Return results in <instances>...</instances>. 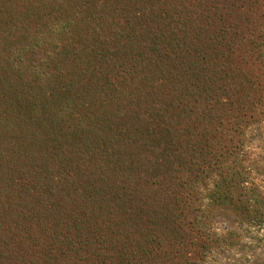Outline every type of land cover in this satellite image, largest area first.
Here are the masks:
<instances>
[{
  "label": "trees",
  "instance_id": "16d2710c",
  "mask_svg": "<svg viewBox=\"0 0 264 264\" xmlns=\"http://www.w3.org/2000/svg\"><path fill=\"white\" fill-rule=\"evenodd\" d=\"M171 1L25 0L15 24L0 17V104L28 108L11 116L17 131L0 113V264H38L25 237L44 246L42 218L24 227L25 216L10 221L16 212L75 216L92 202L111 216L121 251L115 242L96 255L101 225L83 211L78 240L68 235L89 247L88 264H222L235 251L234 264H264V180L235 140L264 105V92L241 94L251 80L235 64L242 46L264 64V19L252 29L234 15L245 0ZM26 120L41 131L21 128Z\"/></svg>",
  "mask_w": 264,
  "mask_h": 264
},
{
  "label": "rangeland",
  "instance_id": "374dc122",
  "mask_svg": "<svg viewBox=\"0 0 264 264\" xmlns=\"http://www.w3.org/2000/svg\"><path fill=\"white\" fill-rule=\"evenodd\" d=\"M199 1L201 0H183V2H185V4L188 6L189 4L198 5ZM168 2L172 3L175 1L168 0ZM224 3L227 4L228 0L220 1L221 6H224ZM28 4L29 3H25V0L24 1L23 0H0V17L2 16V19L7 18V21H10L12 24H15V21L19 20L17 16L21 14L25 9H27ZM243 4H244L243 6H239L240 5V2H239V4L236 5V8L234 9L235 10L234 15L241 17L242 20L245 21V23L247 22L250 23V26L252 29L258 28L261 25L260 20L264 19V11L263 9H260V7L264 5V0H245ZM220 11L226 12L227 8H221ZM108 22H110V20ZM262 26H264V24ZM7 27L8 26H5V30L7 29ZM80 28L81 27L78 26L77 30L78 29L80 30ZM107 34H110V31H108ZM6 37L1 39L0 50H2L4 48L5 43H7ZM71 39H74L75 42L79 40L78 41L79 45L86 42L84 40V37L82 38V35H79L78 33H74ZM135 41H138V42H135ZM133 43L135 44V47L133 46L134 49H131L130 51H135L136 53L141 52L142 49L136 47V45L141 44L140 41L138 39H135ZM74 45L76 46V44ZM245 49H246L245 46L241 47V50L244 51ZM243 51L240 52L241 56L240 55L238 56L235 64L241 69V71L245 73L246 76H248L247 73H249L248 80H251V82L248 83L247 81H244L242 86L244 87L245 85V88L241 90L242 91L241 94L246 95L248 92H251V94L257 93V95H260L264 92V64L261 63L259 60H256V58L250 59L247 55H243ZM114 61H115V66L118 69V67L120 66L119 63L121 61L118 64H117V58H115ZM165 68L168 69L167 67ZM247 99L253 100L252 96ZM24 106L25 104H22V109L18 110L16 107L11 106L7 102L2 101V104H0V113L6 110L9 115L8 117L12 121V122L9 121L11 122V124H13V127L10 126L12 131H17V123H20V122H18L17 120H14V118L11 116L14 115V113L16 114L17 112H21L23 116H26V114L28 113V108ZM249 106L251 107V105ZM251 108L252 110H248L247 117H249L251 114H253L254 117L252 119H247L248 123H245V125H243V127H245L244 135L241 134L240 136L235 137V140L244 141V144L246 146L245 147L246 154L243 157L245 161V166L249 167L251 171V176L254 177V180L257 181V183L259 182L263 184V181L261 180H264V105L261 106V105L255 104V107H251ZM224 112L225 110H223V113ZM134 124L136 123L134 122L130 123L131 130L128 131V134L130 135V140L133 139L132 135H134L133 133L136 131V129H132ZM204 125H208V121L201 122L200 127H204ZM19 126H21V128L23 129L29 130L30 132L31 131H38V132L41 131V129H38V126H35V124H31V121H28V120H26V124H23L21 122ZM137 130L139 129L137 128ZM2 132L5 133V129H3ZM135 136H133L134 142H135L133 147L136 146L137 148L138 147L142 148L141 145H143V143H141L140 139L138 141V137H140V133H137ZM220 136L221 134L216 135V139H219ZM186 139H188V137H184V140ZM227 143L230 144L229 141H227ZM35 149L36 150H32V152L36 157H40L43 155L41 148H35ZM135 151H138V150L135 149ZM9 158L10 157H8L4 162L8 164L10 162ZM144 158H145L144 155H142V161L140 162V165H144L143 163H146V160ZM4 162H2V165L6 166L7 164H5ZM68 202L69 201L67 200L66 203ZM8 205L12 206V204L10 203ZM69 210H65L64 212L58 211V213L55 216L53 215L49 216L44 213L38 214V212L36 211L33 216L31 214L27 215L28 213H26L22 208L21 213L16 215L17 213L16 212L12 216L10 221L17 220V219L19 220L21 216H25L26 217L25 220H19V222L24 221L23 222L24 227H25V224H27L28 220L35 218L34 222H37L39 217L42 218L40 220V223L42 224H40V226L37 228V233L40 234L42 238L44 239V241H42V243H44V246L41 245V242L32 241L31 235L28 237H25L24 245L27 248L26 250L27 256L28 257L30 256V258L34 262L38 264H43V261L46 260V255H44V253L47 252L48 245L52 244V246L56 248L54 255H52V257L56 259L54 260L55 262L54 264H88L86 263V261H88L86 252L88 251L89 247L80 245L81 243L72 245V238H70V235H68L69 233L71 234L72 232L71 235L74 241L78 240L77 234H75L74 230L71 227L72 225H74V221L77 218H80V219L82 218V216H80L79 213L83 215V211H85L86 214L90 213L87 215V217L97 222L98 225H101V226H96V228H99V227L101 228V231L99 232L101 239L99 238L100 240L96 244V247H97L96 255H102V254L105 255L107 254L105 252L113 251L116 248V244H114L115 242L119 244L117 251H121V236L113 234L112 231L110 232V230L115 228L114 223H110L111 216L108 215L105 211H99V207L96 203L92 202L86 205L81 204L80 211L77 212L75 216H73L72 211L66 212ZM8 211H10V214H8L7 217H9L11 213L14 212L12 210H8ZM118 217L119 219L117 220H121V215H119ZM8 224L10 225L8 229H11L12 232L16 234L19 227L15 225V227L12 228L11 226L12 223L9 222ZM69 228H71V230H68ZM90 236L88 237L91 238ZM83 244L85 245L84 242ZM81 248H82V251H80ZM93 248L94 246H92V249ZM105 248H108L109 251H106ZM186 250L191 251L190 248H187ZM239 251L241 252V254H247L246 250L241 249ZM230 256H231V259H223L222 264H234L235 259L240 258L239 257L240 253H237V251H235ZM96 263L101 264L100 262H96Z\"/></svg>",
  "mask_w": 264,
  "mask_h": 264
},
{
  "label": "clouds",
  "instance_id": "9594fccd",
  "mask_svg": "<svg viewBox=\"0 0 264 264\" xmlns=\"http://www.w3.org/2000/svg\"><path fill=\"white\" fill-rule=\"evenodd\" d=\"M217 231H221V229L217 228ZM255 231V229H253ZM261 235H264V231L261 232Z\"/></svg>",
  "mask_w": 264,
  "mask_h": 264
}]
</instances>
